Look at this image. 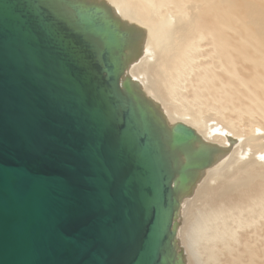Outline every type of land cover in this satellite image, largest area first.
<instances>
[{
  "label": "water",
  "instance_id": "obj_1",
  "mask_svg": "<svg viewBox=\"0 0 264 264\" xmlns=\"http://www.w3.org/2000/svg\"><path fill=\"white\" fill-rule=\"evenodd\" d=\"M129 38L83 1L0 0V264H170L172 173L120 88Z\"/></svg>",
  "mask_w": 264,
  "mask_h": 264
},
{
  "label": "bare ground",
  "instance_id": "obj_2",
  "mask_svg": "<svg viewBox=\"0 0 264 264\" xmlns=\"http://www.w3.org/2000/svg\"><path fill=\"white\" fill-rule=\"evenodd\" d=\"M79 1L130 32L119 84L145 108L165 147L175 202L170 264H202L206 257L212 264H264V241L252 245L224 214L228 207L238 216L264 201V125H241L253 111L264 120V2ZM176 124L194 137L174 142ZM257 208L249 214L263 211ZM234 243L241 246L233 250Z\"/></svg>",
  "mask_w": 264,
  "mask_h": 264
},
{
  "label": "rangeland",
  "instance_id": "obj_3",
  "mask_svg": "<svg viewBox=\"0 0 264 264\" xmlns=\"http://www.w3.org/2000/svg\"><path fill=\"white\" fill-rule=\"evenodd\" d=\"M263 2H264V0H262ZM184 83H186V82H183V84ZM186 90V89H185ZM184 90V91H185ZM261 91V90H260ZM207 112H209V113H212L210 110L209 111H207ZM242 122H241V125L243 126H248V124H250V125H252V124H256V123H261L262 125H264V120L261 118V116L259 115V114H257V112H251L249 115L248 114H243L242 115ZM243 120H245V121H243ZM240 125V124H239ZM242 161V160H241ZM241 161H239L240 163H241ZM239 164V163H238ZM262 204L260 205H257V206H262V208H263V211H264V201H262L261 202ZM255 208H257L256 207V205H253ZM254 207H252V209L254 208ZM260 207H258L257 209H255V211H258V209L260 208ZM245 208H247L246 206H245ZM250 209H248V212H247V210L245 209V211H244V208H242V209H239L241 212V214H242V211L244 212V214H238V216H237V213H236V211H238V210H233V212L235 211V215H234V213L232 212L231 214H229L231 211H232V209L231 210H228L229 208L228 207H226L225 208V211H226V213H225V211H224V214H227L226 216H228V215H230V219H229V216L227 217V220H229L228 221V225H232V227L230 226V228H231V230L233 229V230H235V232L237 233V234H241L242 235V233L243 234H247L248 235V240H250V242H251V244L252 245H255V244H257V245H255V246H258V245H260L261 244V242L262 241H264V213H263V211L261 210L262 208H260V210H261V212L260 211H258V214H256L255 212L254 213H252V214H249L250 213V210H251V212H253L254 210H252L251 209V207H249ZM229 211V212H228ZM239 212V211H238ZM260 213H261V216H260ZM246 214V215H245ZM249 214V216H247ZM255 214H256V216H255ZM232 215H233V217H232ZM258 215V216H257ZM242 216V218H240ZM239 219H238V218ZM248 217V219L249 220H247L246 218ZM261 217V218H260ZM239 220V222L240 223H238V220ZM245 218V220H247V221H245V220H243ZM233 219V220H232ZM255 221H254V220ZM234 220H235V222H234ZM252 222H251V221ZM245 223H244V222ZM230 222V223H229ZM232 222V223H231ZM246 222L247 223H249V224H246ZM234 223V224H233ZM263 223V224H262ZM259 227V228H258ZM232 230V231H233ZM238 235V236H239ZM237 236V237H238ZM201 242V243H200ZM199 242V245H202V243L204 242V241H200ZM198 246V244H196L195 245V247H197ZM241 246V244H233V246H232V249L233 250H235V249H237L238 247H240ZM200 249V248H199ZM201 250H203L202 248H201ZM221 251H223V250H221ZM203 252H204V250H203ZM207 252V251H206ZM206 252H204V255L206 254L207 255V253ZM202 252H200V255H201V257L202 258H200V261H201V259L202 260H205L204 258H205V256L203 255V254H201ZM223 253V252H222ZM222 253H220V254H218V256H219V259H223V254ZM203 255V256H202ZM199 254L197 255V257L196 256H194L195 258H196V260H198L199 259ZM195 258H194V260H195ZM208 259H209V257H208ZM207 259V257H206V260L202 263V264H209L208 262H210L211 264H212V260H208ZM260 259V258H259ZM208 260V261H207ZM206 262V263H205Z\"/></svg>",
  "mask_w": 264,
  "mask_h": 264
}]
</instances>
